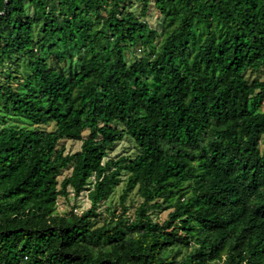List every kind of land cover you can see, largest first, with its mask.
Wrapping results in <instances>:
<instances>
[{
    "label": "trees",
    "instance_id": "trees-1",
    "mask_svg": "<svg viewBox=\"0 0 264 264\" xmlns=\"http://www.w3.org/2000/svg\"><path fill=\"white\" fill-rule=\"evenodd\" d=\"M0 51L30 70L0 83V264H264V0H0ZM123 172L143 203L97 227Z\"/></svg>",
    "mask_w": 264,
    "mask_h": 264
},
{
    "label": "rangeland",
    "instance_id": "rangeland-1",
    "mask_svg": "<svg viewBox=\"0 0 264 264\" xmlns=\"http://www.w3.org/2000/svg\"><path fill=\"white\" fill-rule=\"evenodd\" d=\"M141 5L136 4L132 8L134 12L139 13ZM154 23L156 25V20L154 19ZM42 53H46L43 51ZM46 58L49 61L51 66H55L57 68L64 67V63L59 64L56 62L55 56L45 54ZM143 55L142 48H130V50H126V60L128 65H131L137 57H141ZM71 65L69 60L67 64V68ZM64 68V69H67ZM29 68L27 62L21 56H15L13 58H7L6 55L2 54L0 51V83L4 85H10L14 89L24 91V85L27 82L29 77ZM258 75H254L256 78ZM264 78V76H263ZM255 102L251 101V109L255 112H264V104L254 105ZM8 125L13 126H26L28 127V123L23 121L19 117L10 116ZM81 142L74 141H65L61 142L60 146H63L66 150V153L73 154L81 149ZM261 149H264V145H261ZM136 146L130 141L129 138H126L123 142H121L116 150L109 156L111 159H119L121 157H134L136 154ZM72 173V169L64 170L63 174L59 177V181H63L64 178L69 177ZM122 182L115 189L114 193L111 195L108 201L103 202L99 205L97 210L98 219H97V227H102L103 225L109 223L112 219H114V223L117 221L119 216H123L124 219L133 220L135 217L136 210L143 203V198L141 196L139 188H136L133 192L129 193L123 199L124 191L127 186L129 175L127 173H122L121 175ZM95 184V177H91L88 181L86 189L82 192L79 198L75 197L73 190L70 189V194L68 197H59L57 201V205L55 208V214L59 216H68L72 211L76 214H83L87 212L91 208V202L88 199L89 190L93 189ZM190 195H186L184 200H186ZM171 210L167 208L155 209L151 211L152 218L154 221H162L168 218V214ZM86 245L91 246L90 243H86ZM92 247V246H91ZM93 252L97 255L101 250L110 251L111 247L104 244V240L100 242V244H96L92 247ZM177 248H172L166 252V255L175 254ZM186 253V249L182 250V253L179 255V259H181Z\"/></svg>",
    "mask_w": 264,
    "mask_h": 264
}]
</instances>
